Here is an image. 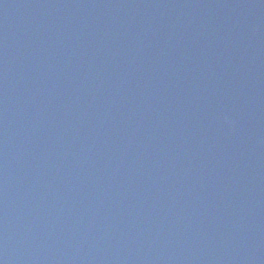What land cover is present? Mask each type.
<instances>
[{
    "label": "water",
    "instance_id": "1",
    "mask_svg": "<svg viewBox=\"0 0 264 264\" xmlns=\"http://www.w3.org/2000/svg\"><path fill=\"white\" fill-rule=\"evenodd\" d=\"M72 2L0 16V264H264V0Z\"/></svg>",
    "mask_w": 264,
    "mask_h": 264
}]
</instances>
